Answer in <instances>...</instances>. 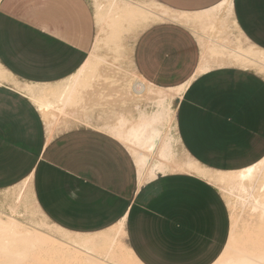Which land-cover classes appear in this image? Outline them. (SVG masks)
Masks as SVG:
<instances>
[{
    "label": "crops",
    "instance_id": "1",
    "mask_svg": "<svg viewBox=\"0 0 264 264\" xmlns=\"http://www.w3.org/2000/svg\"><path fill=\"white\" fill-rule=\"evenodd\" d=\"M154 1L192 17L228 1L230 15L225 7L223 15L264 52V0ZM97 24L94 0H0V66L21 86L61 83L89 59ZM198 34L182 22L155 23L134 49L137 75L152 88L183 89L171 101L178 161L171 172L141 183L126 145L100 129L104 119L87 113L89 123L83 116L58 132L60 121L45 120L24 91L5 83L0 191L28 179L42 216L74 233H99L125 219L127 245L143 264L215 263L230 236V212L219 187L198 169L236 172L264 158V76L206 57L207 37Z\"/></svg>",
    "mask_w": 264,
    "mask_h": 264
},
{
    "label": "bare ground",
    "instance_id": "2",
    "mask_svg": "<svg viewBox=\"0 0 264 264\" xmlns=\"http://www.w3.org/2000/svg\"><path fill=\"white\" fill-rule=\"evenodd\" d=\"M120 1L110 0L105 4H99L95 12L97 22L103 23L105 19H110L113 30L118 35L124 27L123 23L127 22L125 17L153 13L146 7L147 5L131 0L122 4ZM224 7L230 15L228 1L219 6L218 12H222ZM175 19L179 20L177 17ZM98 36L87 62L67 80L42 87L28 83L21 86L0 66V85L14 83L17 89L24 91L38 106L47 121L56 115L69 116L67 113L70 112H66V109L76 101L79 89L91 86L96 81L100 64L106 63L105 59L97 57L95 53L101 42ZM238 54L250 68L252 67L251 69L264 68V62L251 59L247 54L239 52ZM240 63L238 62L243 66L244 63ZM135 75L137 80L132 86L130 96L135 98L133 100L146 98V94L151 96L153 109L149 111L135 105L136 115L132 114L134 115L132 116L123 111L114 120L110 119L112 120L110 122L106 120V123L100 125V129L126 145L137 165L140 182L145 183L176 168L175 163L178 161L175 158V138L171 127L173 119L171 101L174 96L180 95L183 89L165 93L158 88H152L139 75ZM128 95L122 96L124 98L126 96L127 99ZM88 101L89 104L97 105L99 99L93 94L89 96ZM85 122L89 123L87 116ZM198 172L223 191H228L231 196L237 197L244 208L250 206L254 213H259L255 223L252 220L253 223L245 221L246 223L241 226L240 218L231 214L232 224L228 242L222 255L213 264H264V158L255 165L236 172L210 173L206 170H198ZM25 184L30 187L28 179ZM38 210L35 209L36 212ZM15 216L0 212V264H143L124 242L127 237L125 219L106 231L82 234L65 230L54 224L42 223L41 226L24 224Z\"/></svg>",
    "mask_w": 264,
    "mask_h": 264
},
{
    "label": "rangeland",
    "instance_id": "3",
    "mask_svg": "<svg viewBox=\"0 0 264 264\" xmlns=\"http://www.w3.org/2000/svg\"><path fill=\"white\" fill-rule=\"evenodd\" d=\"M108 1L110 0H94L95 12L99 4H105ZM131 1L143 4L144 6L147 5L146 7L153 11V13H148L147 15L135 14L125 17L127 22H124L126 24L123 23L125 28L123 27L120 35L114 32L110 19H105L103 23L97 22V34L99 35L98 37L100 38L101 42L95 53L97 57L105 59L106 63L100 64L96 81L91 86H86L79 89V93L76 94V101L69 106L70 108L68 107L66 109V112H70L67 113L69 116L56 115L53 117L56 119L54 126L60 121L58 124L60 126L56 128L58 132L69 130L74 125V120H81L80 118H83V116L84 118L82 120L85 121V116L87 113L93 114L94 119H98L99 123H102L101 121L104 119V124L106 123V120H109L108 122L114 120L120 115L119 113H122L123 111L127 112L129 115H136L137 105L149 111L153 109L151 96L146 94V98L140 97L136 100H133L135 98L130 96L132 95V86L137 80L135 75L137 72L134 66L135 44L140 34L152 24L166 21H178L188 25L199 39L200 35L198 33H201L207 37L203 40L205 44V56H218L219 58H222V64L239 65L238 62H241L240 64H245H243L244 67L250 68L249 64L245 63V60L240 57L238 52L244 55L247 54L249 57L251 56V59L264 62V52L252 49L251 44L243 38L237 28L233 27V24L229 21L227 16L223 15V12L218 13V11H215L211 15L205 14L192 17L167 9L154 0ZM127 2L128 0L120 1L122 4H126ZM176 17L179 18V20L175 19ZM200 23H204V25L210 23V26H206L205 29V27L203 28V25L200 27ZM220 23L223 24L222 28L219 26ZM216 26H219V29H217ZM212 28H215V30H212ZM219 39H221L219 42L225 44L224 46L220 47L217 45L216 42ZM236 59L237 61L239 60L237 63ZM255 70L264 76V68L260 69L258 67ZM93 90L94 92H92ZM122 91L123 93L121 94ZM90 94H95L96 98L99 99L97 105L89 104V96H92ZM123 94H129V98L125 99L126 96L124 98L122 96ZM177 152L179 154V158H184V155H182L179 149H177ZM191 168L194 169L193 166ZM25 185L21 184L15 188L0 191V210L5 214L7 213L9 215H16L15 217L24 224H38L40 226L42 223L51 224L42 216L41 213H39V210L38 212H36L37 210L35 211L37 206L32 200L31 193L28 190L27 185ZM220 191L228 206L231 224V214L240 218V226L246 222L255 223L257 221L256 219H258L259 216L258 212V214L254 213L250 206L244 208L241 202L236 199L237 197L231 196L228 191H223L222 189H220ZM256 194H258V191ZM44 228L46 229V227ZM124 242L127 244L126 239Z\"/></svg>",
    "mask_w": 264,
    "mask_h": 264
}]
</instances>
